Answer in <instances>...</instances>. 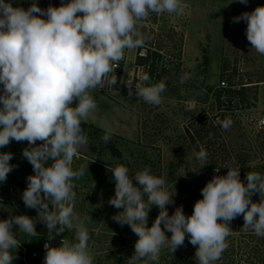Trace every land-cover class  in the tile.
Listing matches in <instances>:
<instances>
[{
	"label": "clouds",
	"instance_id": "9594fccd",
	"mask_svg": "<svg viewBox=\"0 0 264 264\" xmlns=\"http://www.w3.org/2000/svg\"><path fill=\"white\" fill-rule=\"evenodd\" d=\"M236 2L247 5L249 0ZM150 13L179 16L184 5L181 0H62L59 7L41 8L32 0L25 9L0 0V148L12 141L27 142L22 155L33 174L26 177L21 198L26 208L37 213L36 217L20 214L0 220V264H13L16 259L21 243L18 232L37 237V222L47 229L49 241L66 230L74 232L72 239L64 237L59 246L44 244L43 264H94L86 226L89 217L75 211L73 182L84 177L90 162L76 170L72 163L88 143L82 124L97 109L90 91L117 84L115 70L125 50L146 42L137 25ZM240 21L247 25L251 49L264 55V5L232 18L233 23ZM136 78L134 88L133 79L124 82L128 97L160 105L165 83L152 84L146 73ZM191 78L185 73L179 83ZM217 123L228 130L233 121ZM104 133L107 143L112 129L105 127ZM13 155L0 152V183L16 167L10 164ZM208 155L201 146L195 153L199 166L191 171L199 174L209 164ZM225 167L226 175H214L201 189L202 199L195 202L191 215L184 213L182 205L169 215L176 192H169L165 180L150 168L134 175L124 165L109 168L115 194L108 203L122 209L112 219L122 227L128 225L138 237L128 264H159L161 251L167 248L174 253L185 246L186 236L196 248V264H216L228 248L230 224L239 216H243L245 232L264 237V175L249 171L244 183L240 166ZM95 186L93 180L90 190ZM255 194H259L258 202L252 200ZM153 206L159 213L149 227Z\"/></svg>",
	"mask_w": 264,
	"mask_h": 264
},
{
	"label": "rangeland",
	"instance_id": "374dc122",
	"mask_svg": "<svg viewBox=\"0 0 264 264\" xmlns=\"http://www.w3.org/2000/svg\"><path fill=\"white\" fill-rule=\"evenodd\" d=\"M9 2L14 7L27 9L32 0ZM37 2L41 8H47L50 4L59 7L62 0ZM181 3L184 5L182 15L150 13L147 20L138 22L137 30L146 42L143 47L126 49L125 61L121 64L135 79L146 73L152 84L165 83L160 105L147 104L136 96L129 98L128 94L90 91L97 109L82 124L88 143L74 157L72 167L76 170L90 162L88 169L85 167L84 177L73 182L76 185L75 211L89 217L86 226L94 264H128L133 254L127 251L134 253L138 239L128 225L122 227L112 219L122 209L108 203L115 194L109 168L124 165L133 172L130 175L150 168L153 175L165 180L169 192H176L175 205L168 206V210L184 206L190 189L206 181L204 167L199 174L191 171L199 164L189 130L197 136L199 123L213 118L215 122L228 118L233 121L231 128L225 130L227 149L232 155L237 151L250 155L248 172H255L259 164L264 168V146L261 149L258 146L264 144V127L260 126L264 121V55L251 49L245 35L246 23L232 22L233 17L264 5V0H249L247 5L236 0H181ZM142 53L145 57H140ZM151 64H154L153 71ZM185 73L192 78L181 84L179 79ZM223 81L227 87H221ZM217 92H224L220 102L232 100L234 110L218 111ZM105 127L112 129L107 143L102 139ZM26 147V141H12L0 148V152L14 154L10 164L16 166L6 182L0 183V220L9 215H37L36 210L25 207L21 198L27 188L26 177L33 174L31 164L22 155ZM239 171L242 170L239 168ZM93 180L96 186L90 190ZM151 211H155V215L159 213L155 206ZM155 218L149 216L148 226ZM36 231L37 237L17 233L21 241L19 252L26 264L30 259L43 264L30 254L40 250L48 233L39 222ZM166 235L170 237L171 233ZM62 236L72 239L74 232L66 230ZM170 254V250L164 248L159 263L173 264L175 258L171 259Z\"/></svg>",
	"mask_w": 264,
	"mask_h": 264
},
{
	"label": "trees",
	"instance_id": "16d2710c",
	"mask_svg": "<svg viewBox=\"0 0 264 264\" xmlns=\"http://www.w3.org/2000/svg\"><path fill=\"white\" fill-rule=\"evenodd\" d=\"M10 0H6L9 2ZM154 64L150 65V70L153 71ZM224 95V92H217L218 97V111L223 108L232 109V100H227V102H220V98ZM226 105H225V104ZM226 106V107H225ZM204 122H198L200 128L196 131L197 136L189 130L190 140L193 145L194 151L199 152L201 146L208 152V162L205 165L206 170V181L194 189H190L191 193L186 197L183 209L186 215H191L193 212V206L198 199H202L201 189L206 185V183L214 175H226L228 167L237 168L239 167L242 171L240 172L241 181L246 183L245 176L248 172L249 165V154H245L243 151L234 152L236 155H232L227 149L228 143L225 139V130L214 121V118L208 121L203 119ZM202 121V120H201ZM223 121V120H222ZM261 149L264 144L258 145ZM236 161V162H235ZM252 161V160H251ZM234 166H232V163ZM251 163V162H250ZM264 165V162H263ZM255 172L264 175V168L262 164L255 166ZM216 169H219L217 172ZM253 202L259 201V194H255L252 197ZM183 201V202H184ZM183 202L181 204H183ZM181 206V205H180ZM175 207L168 210L169 215L173 214ZM155 211L149 213L150 217H157ZM244 224L243 216H239L234 219L230 224V235L226 238L228 243V248L222 253L221 258L216 262V264H264V237L256 236L251 230L245 232L242 227ZM150 227V226H149ZM236 230V234L234 233ZM21 246V245H20ZM164 250V249H163ZM20 248L16 250V259H14L13 264H26V260L20 254ZM30 252V251H29ZM130 255L133 254L132 251H127ZM196 248L192 246L187 239H185V246L180 247L174 253L170 254L171 259H178L176 262L174 260L173 264H196L195 260ZM174 254V257H173ZM238 255H240L238 257ZM30 259V258H29ZM29 264H39V262H33L31 259L28 260ZM160 264V263H159Z\"/></svg>",
	"mask_w": 264,
	"mask_h": 264
},
{
	"label": "built area",
	"instance_id": "2783aa9c",
	"mask_svg": "<svg viewBox=\"0 0 264 264\" xmlns=\"http://www.w3.org/2000/svg\"><path fill=\"white\" fill-rule=\"evenodd\" d=\"M140 57H145V54L142 53L140 54ZM123 61H125L124 59L122 61L119 62V67L116 68L115 70V74L117 76V84L113 86V88H105V89H96L94 91H98L99 93H105V94H113V93H118V94H128V89H127V86H126V82L127 80L129 79H133V88L135 86V83L137 82V79H135L134 76L130 75V74H127L126 71H125V67L122 66L121 67V64L124 63ZM221 87H227V83L225 81H223L221 83ZM135 96V95H133ZM260 126H263L264 127V121H262L260 123ZM64 237L61 235V236H56L55 239L49 241V239H47L45 242H43V244L41 245V248L38 252H33L30 254V257L34 260H40L43 262V259H44V255H45V249H44V244L46 242L48 243H51V245L53 246H59L60 245V242L61 240L63 239Z\"/></svg>",
	"mask_w": 264,
	"mask_h": 264
},
{
	"label": "crops",
	"instance_id": "0c3cea01",
	"mask_svg": "<svg viewBox=\"0 0 264 264\" xmlns=\"http://www.w3.org/2000/svg\"><path fill=\"white\" fill-rule=\"evenodd\" d=\"M0 88H2V86Z\"/></svg>",
	"mask_w": 264,
	"mask_h": 264
}]
</instances>
